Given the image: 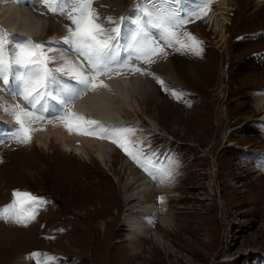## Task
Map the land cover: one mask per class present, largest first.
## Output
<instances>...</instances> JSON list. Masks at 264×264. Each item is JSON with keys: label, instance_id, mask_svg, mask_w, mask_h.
Wrapping results in <instances>:
<instances>
[{"label": "rangeland", "instance_id": "374dc122", "mask_svg": "<svg viewBox=\"0 0 264 264\" xmlns=\"http://www.w3.org/2000/svg\"><path fill=\"white\" fill-rule=\"evenodd\" d=\"M219 1L161 0L159 6L168 14L191 21L178 31L195 36L203 51L200 56L182 54L151 30L165 55L149 66L136 62L137 66L157 71L161 61L170 58L187 88L169 86V92L177 93L173 97L156 83L166 105L158 110L147 101L142 111L135 108L136 115L120 109L132 121L115 124L135 129L130 139L150 158V168L170 169V177L158 181L115 144L93 137L111 145L154 187V200L148 201L171 219L169 229L157 225L168 246L150 239H142L137 252L130 246L123 221L136 201L128 204L125 199L122 184L128 173L114 174L101 163L97 169L77 168L78 162L67 160L71 153L56 144L61 153L52 158V149L38 147L32 138L28 144L16 142L18 128L0 121V208L11 204L14 190L45 201L26 227L0 219V264H43L46 257L55 258L51 264H264V111L257 109L264 92V0H227L228 23L219 14L214 21L209 12V7L215 13L224 11ZM15 2L29 8L22 13L30 19L42 15L50 25L54 18L62 25L61 33H67L69 21L50 12L42 0ZM132 2L127 14L137 0ZM0 30L9 29L1 23ZM135 34L130 27L125 41ZM15 37L49 42L29 38L23 31H15ZM188 63L198 65V80L184 70ZM4 88L0 79V96ZM72 156L86 161L81 154ZM118 163L112 170H119ZM33 253L41 255L34 259Z\"/></svg>", "mask_w": 264, "mask_h": 264}, {"label": "snow or ice", "instance_id": "6c2138e0", "mask_svg": "<svg viewBox=\"0 0 264 264\" xmlns=\"http://www.w3.org/2000/svg\"><path fill=\"white\" fill-rule=\"evenodd\" d=\"M42 3L50 12L62 14L69 21L66 26L68 34L60 41L35 43L0 30V79L4 90L16 94L15 88L22 89L20 98L32 109L26 111L19 105L13 108L19 125L13 139L22 144L31 143V132L34 130L26 127L27 123L58 118L65 123L70 133L109 140L138 166L150 170L158 181L162 177H170V169L150 168V158L130 139L129 134L135 129L106 126L64 110L89 91L106 87L99 80L102 76L110 79L122 73L153 75L136 64L150 65L155 62V58L165 55L164 48L151 35V30L159 32V39L167 47L175 48L182 54L186 52L200 56L202 42L191 33L178 31L182 24L191 21L168 14L159 6L161 0H137L133 9L119 18L102 15L95 7L96 0H42ZM145 4L152 7L146 8ZM130 27L135 29L136 34L130 36V42H126L125 33ZM53 51H59L61 55H49ZM64 53H72L82 58L83 62L80 59L69 60ZM58 60L62 63L50 66ZM153 78L166 94L173 97L177 95L175 91L169 92L162 79ZM12 196L11 204L0 208V219L26 227L45 203L44 198L19 190H14ZM40 255L33 253L32 258ZM54 259L46 257L43 264H51Z\"/></svg>", "mask_w": 264, "mask_h": 264}, {"label": "bare ground", "instance_id": "6f19581e", "mask_svg": "<svg viewBox=\"0 0 264 264\" xmlns=\"http://www.w3.org/2000/svg\"><path fill=\"white\" fill-rule=\"evenodd\" d=\"M132 1L134 0H97V3L95 4L97 10L102 13V15L119 18L127 14V10L133 3ZM239 1L240 0H237L236 3ZM171 3L174 4V2ZM217 3L224 8V11L215 13L213 9L209 7V12L212 13V19L216 21V16L219 14L220 17L228 23L229 19L225 17L227 14L225 10L231 9L229 7V2L227 0H221ZM23 9L24 11L29 10V8L17 6L15 0H0V24L3 23L4 27L13 31V33H15V31H23L26 35L30 36V38H35L36 40L47 39L50 36L56 35V39L60 41L68 34L64 32L61 33L62 25L60 23L57 24V21L54 22V18H52L53 21L49 20L52 22H50V25H46L45 18L42 15L36 17V20H32L29 18L30 16L28 17L27 14L24 15V13H22ZM59 32L61 34H59ZM52 53V56L61 55V52L59 51H53ZM64 54L69 60L76 61L77 59H80L81 62H83L82 58H78L72 53ZM161 62L162 66L160 69L156 71V68H153V70L150 69V71H148L153 74L151 76H142L140 73H122L120 75H113L110 79L103 76L100 77L99 80L103 81L106 87H98L93 91H89L74 103L69 104L64 111L78 113L87 119L99 121L100 124L106 126H115L117 123L121 124L120 122L132 121L123 117L119 112L120 109L127 108L135 114V108L142 111L145 109L146 102L149 101V103L153 102L154 104H157L156 109L160 110L162 105L166 104L163 102V96L160 95L155 87L157 80L154 79L153 76L162 79L165 82L166 88H169V86H183L187 88L185 84L186 80L181 76V72L178 70V66H175L173 60L166 58L165 63H163V61ZM61 63L62 61L58 60L55 65L58 66ZM147 66L145 67L147 68ZM197 66L198 65L191 63L183 65L188 76L194 81L198 80L200 77V75L197 74ZM14 92L16 94L9 91L5 92V90L1 93L3 95L0 96V121L13 126L14 128H18L19 125L16 123L15 114L12 111L13 108L16 105H19L26 111H32V109L26 101L20 98L21 95L17 93L16 88L14 89ZM259 100V103H257V109L264 111V92ZM54 103L55 102H50V104ZM57 107L59 106L57 105ZM48 115H51V113H48ZM261 119L264 120V115ZM137 120L141 121L140 119ZM149 120L154 123L152 117L149 118ZM16 125H18V127H16ZM26 127L34 130L31 132V138L38 144V147L52 149V158L58 157L61 153V151L56 149V144L57 146L61 145L68 153H71L68 158H72L67 159L66 157V159L70 162L74 161V164L78 162L80 165L77 164V168L81 165L85 167L88 165L92 167V165H94L95 167L93 168L97 169L98 163H101L114 174L123 172L125 174L128 173L129 178L127 182L122 184V187L125 188V192L128 195L125 199H128V204L129 201H136L134 205L130 206V209L128 210L129 213L125 214L123 221L129 232L128 242L130 246L133 251L137 252L138 245H142V239H150L152 240V243L154 242L164 247L168 246V244L165 243L164 236L159 232L160 227L157 228V225L159 223L162 224L161 226H165L169 229L171 226V219L168 216L165 217L162 209L153 204L151 200L148 201L149 199L154 200V194L150 195V193L153 192L154 187H152L151 184H148L149 182L146 183V179L141 177L136 169H133L126 161L118 157L117 152H114L110 147L111 145L108 146L105 142H100L98 139H94L91 136L77 135L75 132L70 133L65 127L64 122L58 118L40 121L33 120L27 123ZM72 154H75V156L81 154L83 157H86V161L83 163L77 161ZM116 163L119 164V170H112L115 168ZM142 178L144 179L142 180ZM155 190H157V188H155ZM102 226L105 228V223Z\"/></svg>", "mask_w": 264, "mask_h": 264}]
</instances>
